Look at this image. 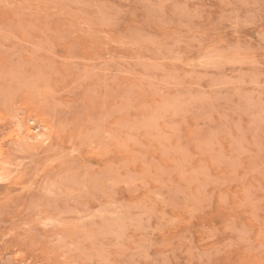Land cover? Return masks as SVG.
Here are the masks:
<instances>
[{"label":"rangeland","instance_id":"374dc122","mask_svg":"<svg viewBox=\"0 0 264 264\" xmlns=\"http://www.w3.org/2000/svg\"><path fill=\"white\" fill-rule=\"evenodd\" d=\"M0 264H264V0H0Z\"/></svg>","mask_w":264,"mask_h":264},{"label":"bare ground","instance_id":"6f19581e","mask_svg":"<svg viewBox=\"0 0 264 264\" xmlns=\"http://www.w3.org/2000/svg\"><path fill=\"white\" fill-rule=\"evenodd\" d=\"M22 174V173H21Z\"/></svg>","mask_w":264,"mask_h":264}]
</instances>
